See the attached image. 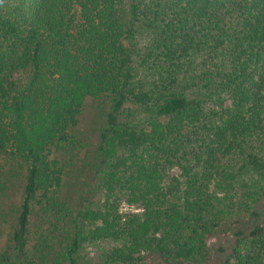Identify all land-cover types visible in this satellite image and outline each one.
I'll return each mask as SVG.
<instances>
[{"label":"trees","instance_id":"obj_1","mask_svg":"<svg viewBox=\"0 0 264 264\" xmlns=\"http://www.w3.org/2000/svg\"><path fill=\"white\" fill-rule=\"evenodd\" d=\"M1 210L0 264H264V0H0Z\"/></svg>","mask_w":264,"mask_h":264},{"label":"rangeland","instance_id":"obj_2","mask_svg":"<svg viewBox=\"0 0 264 264\" xmlns=\"http://www.w3.org/2000/svg\"><path fill=\"white\" fill-rule=\"evenodd\" d=\"M107 105L103 102H94L92 100H87L85 107L80 116V123L78 125V131L86 143L85 151L90 150L92 152L97 144L98 137L97 134L103 124V114L106 111ZM4 212L0 211V214L4 215V218L11 219L13 212L10 206L5 205L3 207ZM11 224V220L5 223L2 229L1 241L6 238V234H9L8 227ZM107 249L106 247H104ZM99 250L96 247H85L80 254V264H96L98 260Z\"/></svg>","mask_w":264,"mask_h":264}]
</instances>
